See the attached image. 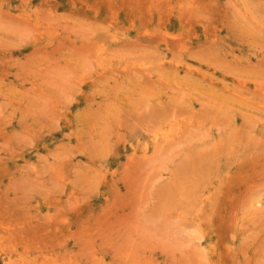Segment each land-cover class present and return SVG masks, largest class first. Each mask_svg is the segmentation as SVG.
Returning <instances> with one entry per match:
<instances>
[{
    "label": "rangeland",
    "instance_id": "obj_1",
    "mask_svg": "<svg viewBox=\"0 0 264 264\" xmlns=\"http://www.w3.org/2000/svg\"><path fill=\"white\" fill-rule=\"evenodd\" d=\"M0 264H264V0H0Z\"/></svg>",
    "mask_w": 264,
    "mask_h": 264
},
{
    "label": "bare ground",
    "instance_id": "obj_2",
    "mask_svg": "<svg viewBox=\"0 0 264 264\" xmlns=\"http://www.w3.org/2000/svg\"><path fill=\"white\" fill-rule=\"evenodd\" d=\"M139 35V34H138ZM181 49H183V48H181ZM167 133V132H166ZM162 146V145H161Z\"/></svg>",
    "mask_w": 264,
    "mask_h": 264
}]
</instances>
